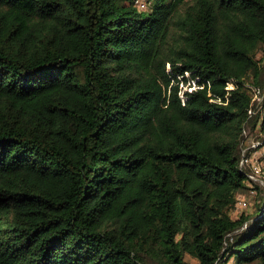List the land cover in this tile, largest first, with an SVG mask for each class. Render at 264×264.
I'll return each mask as SVG.
<instances>
[{"label":"trees","instance_id":"obj_1","mask_svg":"<svg viewBox=\"0 0 264 264\" xmlns=\"http://www.w3.org/2000/svg\"><path fill=\"white\" fill-rule=\"evenodd\" d=\"M257 90L264 0H0V264H264Z\"/></svg>","mask_w":264,"mask_h":264},{"label":"rangeland","instance_id":"obj_2","mask_svg":"<svg viewBox=\"0 0 264 264\" xmlns=\"http://www.w3.org/2000/svg\"><path fill=\"white\" fill-rule=\"evenodd\" d=\"M259 56H261V54H259ZM254 98L258 100L257 102L262 101L260 94L255 95ZM242 147H243V152L247 155L246 158L247 161H245L246 164L245 166H247L248 169H250L249 170L250 173H253L251 172L253 166H258L259 168L262 167L263 169L264 158L260 157L259 154L264 148V133L260 131L259 127L255 128L252 127V125L250 124L245 128V132L243 134V139H242ZM262 171L258 175V178H251L255 182H248L250 187L256 186V184L264 183V175ZM262 196L263 195L259 191L255 193V191L246 189L245 192L241 193L238 197V203L236 204V207L232 210L233 216L239 217L242 212H245L247 214L248 213L255 214V211ZM186 259L191 261L192 263L198 262L196 258H193L188 254L186 255ZM227 264H235V260L232 258L230 259V261H228Z\"/></svg>","mask_w":264,"mask_h":264},{"label":"built area","instance_id":"obj_3","mask_svg":"<svg viewBox=\"0 0 264 264\" xmlns=\"http://www.w3.org/2000/svg\"><path fill=\"white\" fill-rule=\"evenodd\" d=\"M257 94H260L261 95V98H262V101H263V99H264V92H261V90H257L256 95ZM262 101L258 102V104L256 105L255 108H257L262 103ZM255 108L250 109V113L255 112ZM259 156L262 157V158H264V148L260 152ZM243 157L244 158H243V162L242 163H245V161H247V159L245 157V153L244 152H243ZM261 171H262V167L259 168L258 166H253V170L251 171L253 173H250L249 174L250 178H258V175L260 174Z\"/></svg>","mask_w":264,"mask_h":264}]
</instances>
